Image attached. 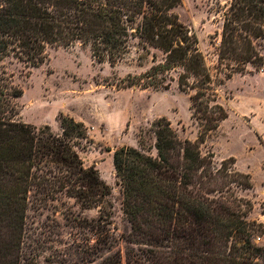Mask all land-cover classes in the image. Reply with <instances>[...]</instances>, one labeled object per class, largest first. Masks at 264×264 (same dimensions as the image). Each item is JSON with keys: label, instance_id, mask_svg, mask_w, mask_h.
<instances>
[{"label": "trees", "instance_id": "trees-1", "mask_svg": "<svg viewBox=\"0 0 264 264\" xmlns=\"http://www.w3.org/2000/svg\"><path fill=\"white\" fill-rule=\"evenodd\" d=\"M181 1L0 0V264H20L28 195L32 205L66 197L82 210L100 209L95 221L73 219L78 231L88 232L82 253L89 264H122L120 250L104 255L116 242L111 191L77 152L87 140L84 124L61 116V132L55 133L49 126L18 121L15 100L24 92L3 63L39 68L50 50L77 45L111 66L133 50L141 63L152 55L154 65L129 77L128 86L169 90L177 82L190 95L203 142L229 118L219 89L250 66L264 68V0L213 2L220 30L209 53L174 12ZM150 130L153 147L141 142L139 149L114 153L124 214L135 235L148 242V248L131 249L126 264H264V245L257 242L264 241V224L249 219L253 205L233 187L252 189L250 175H224L228 160L215 168L213 157L181 139L165 117ZM226 178L230 186L214 190Z\"/></svg>", "mask_w": 264, "mask_h": 264}, {"label": "rangeland", "instance_id": "rangeland-1", "mask_svg": "<svg viewBox=\"0 0 264 264\" xmlns=\"http://www.w3.org/2000/svg\"><path fill=\"white\" fill-rule=\"evenodd\" d=\"M213 2L216 0H182L174 9L180 21L198 37L205 53L212 51V37L220 30ZM153 54L162 59L160 52ZM153 65L152 55L141 63L135 50L116 66L99 63L89 48L81 45L50 50L49 60L39 68L10 60L3 63L13 76V84L24 92L15 100L18 121L49 126L55 133L61 132V116L84 124L87 140L77 152L85 167L98 170L111 191L110 223L116 242L104 255L120 250L122 264H126V254L131 249L148 248V242L135 235L124 214L114 153L122 147L139 149L141 142L147 148L153 147L155 139L150 129L163 117L171 122L181 139L196 143L204 157L212 156L215 168H221L222 162L228 160L224 175L231 172L250 175L252 189L233 187L237 197L252 203L249 219L264 224V68L257 70L250 66L219 89L220 103L229 118L202 142L204 128L193 117L190 95L182 92L177 82L169 90L128 86L129 77L140 76ZM230 184L226 178L213 188L224 189ZM99 210H82L74 199L66 197L32 205L28 195L20 264H89L90 257L82 253L88 232L78 231L73 219L95 221L100 216ZM135 240L138 244L131 243ZM257 242L264 245L263 240Z\"/></svg>", "mask_w": 264, "mask_h": 264}]
</instances>
